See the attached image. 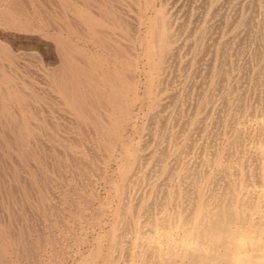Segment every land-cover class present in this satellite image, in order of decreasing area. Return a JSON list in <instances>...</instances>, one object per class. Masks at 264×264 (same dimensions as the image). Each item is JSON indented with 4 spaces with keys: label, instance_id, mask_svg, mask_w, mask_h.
I'll list each match as a JSON object with an SVG mask.
<instances>
[{
    "label": "bare ground",
    "instance_id": "6f19581e",
    "mask_svg": "<svg viewBox=\"0 0 264 264\" xmlns=\"http://www.w3.org/2000/svg\"><path fill=\"white\" fill-rule=\"evenodd\" d=\"M6 1L24 13L20 0ZM61 1L81 24L82 31L74 28L82 41L102 53L86 51L55 31L58 61L50 71L51 86L70 117L94 130L107 163L116 164L115 177L106 181L108 196L89 223L107 229L92 242L77 235L78 242L89 244L80 264H264V0H186L175 12L167 8L168 0H135V12L118 10L112 0ZM122 2L129 6L130 0ZM2 12L5 25L27 30L29 25ZM134 18L138 54L131 46ZM172 66L183 82L167 94L160 84L173 80ZM143 71L148 77L141 96L135 78ZM15 82L9 72H1V86L10 89L0 107L4 116L11 117L8 102H25ZM145 100L142 154L139 147H130L126 127L133 119L132 106ZM23 116L21 136L31 139L36 130ZM21 140L15 143L19 149ZM76 145L70 149L76 151ZM24 149L20 154L29 157ZM92 196L99 197L95 191ZM80 201L73 215L83 219L90 206Z\"/></svg>",
    "mask_w": 264,
    "mask_h": 264
},
{
    "label": "rangeland",
    "instance_id": "374dc122",
    "mask_svg": "<svg viewBox=\"0 0 264 264\" xmlns=\"http://www.w3.org/2000/svg\"><path fill=\"white\" fill-rule=\"evenodd\" d=\"M35 1H38V4L37 2L35 3ZM42 1L43 0H34V1L20 0V2H22L21 6L24 9L23 11L25 13V14L22 13V15H20L18 14V12H16L17 11L16 8H14L13 5L11 6V3L9 1L0 0V6H1L0 7V11H1L0 12V43L6 45L8 49L7 51V49L4 50L3 48L0 47L1 49L0 52L2 51L0 53L1 54L0 80H1L2 71L7 73L9 72L10 76L14 80H16L15 83L17 85V88H19V90H21L24 93V96H26L24 100L25 102L23 103L22 106L19 105L18 103H15L14 101L8 102L7 106H9L11 117L4 116L0 110V113L2 115V116L0 115V127L2 128V130H0V134L1 135L3 134L2 136H0V264H6V263L7 264L8 263L9 264H80V260L82 256H85L88 253L89 244H87L88 242L87 243L78 242L77 239L82 236L81 238L84 239L85 241L92 242L97 235L101 234L102 230L105 231L107 229L105 225H104L105 228L100 227L99 225H96L94 227L89 223L92 220L91 219L92 216H94L95 212L97 211L98 208L97 205L100 202V200L102 199L104 200V198L108 196V189L110 187V184L109 182L106 183V181H109L110 178L107 179L108 177H113V178L115 177L114 170L116 168V164L115 162L107 163L106 153L100 149L98 142L95 141L96 139L94 136L95 135L94 130L89 126L87 125L83 126L80 122L72 119L70 117V114L63 108V105L58 100V97L54 92L53 87L51 86L52 81L50 75L51 73L50 71L58 61V55L55 49L56 46L53 40V37H55L54 35L55 31H56V35L58 33V35H61L63 38H67L68 40L71 38L69 40L70 42L75 43L81 48L83 47V49L86 51H88L89 49L90 52H93V49L94 50L96 49L95 51L99 49H97L95 46L93 47V44H91L92 42H89L87 40L82 41L84 39L81 37L80 33L75 32L77 30L82 31L81 29L82 26H80L81 24L75 18L76 16L74 15L73 12L62 8L61 0H54V1L44 0L43 2L45 3H42ZM112 1H114L113 3L115 8L119 6L120 8L118 7L117 9L118 10L121 9V11H124L125 9L127 10L131 9V11L135 12L136 10L135 7L136 8L139 7V3L137 4L135 0H130V2L128 3L129 6H127L126 2L123 3L122 0L121 1L112 0ZM141 1L143 3L146 2V0L145 1L141 0ZM184 1L186 0H178V1L168 0L167 8L171 12H175L176 8L178 7L177 9H179V6H181V4L184 3ZM68 2L70 3L71 0L70 1L67 0V3ZM72 2L70 4L73 5L79 4L78 0H72ZM26 3L28 7H26ZM33 3L37 5L36 9ZM3 4H5V6ZM29 8L32 9L30 10ZM4 9L6 12H9L12 15L13 20L17 18V20L18 19L20 20L19 22L22 25L26 27L29 25L27 27V30L18 29L13 25L11 26V24L9 23L5 25L3 12H2ZM29 10L32 11L33 13L31 12L32 13L31 14ZM41 11H43V13ZM59 12L61 14H59ZM70 12L73 14H70ZM131 14H135V13H131ZM37 17L39 19H37ZM73 17L75 20L73 19ZM67 19L68 21L69 20L71 21L69 24L67 23ZM136 19L137 18L132 19L133 23H136L134 24L136 29L133 32L134 38L132 36L133 39L131 40L133 43L131 42L132 44L131 46L136 52V54H138L141 53L142 50L136 39L138 38V35L135 36L136 35L135 33H137L136 31H138L137 26L139 25L138 20ZM73 20L74 22H72ZM65 23H67L68 25H65ZM52 24L54 25L55 30L52 28L53 27ZM38 25L42 27H39ZM74 25L79 29L75 30ZM60 30H63L65 33L63 31L61 32ZM39 32L40 33L43 32V35L42 33L40 34ZM66 32L68 36L65 35ZM50 33L51 35H49ZM41 42L43 44H41ZM82 42H84L83 45ZM90 45L91 48L89 47ZM100 52L102 53V51ZM174 67L172 66L171 68L173 69L172 71L173 80L171 79L170 82L166 81L165 83L160 84L161 88H164V90L166 89L167 94L177 91L183 82L182 79L183 77L181 76L182 75L181 73H178L177 76H175V72L177 71H176V67L175 68ZM146 71H148L147 67H146ZM147 77L148 75L145 73V71H143L140 74L137 73V76L135 78L137 82L139 80L138 93L141 96H143V92L145 89V80ZM24 78L27 79L28 81L25 80ZM1 85L2 83L0 84V90H1L0 107L3 106L4 99L7 96V94L5 93H8L7 91L10 90L9 88H4V86ZM152 97H153V93L151 95V98ZM14 104L16 109L14 108ZM24 107H26L25 111H24L25 109ZM147 108L148 106L146 100L143 104L140 102H136L132 106L133 119L126 127V135H127L126 137H128V135L130 136L128 138L130 147L131 148L139 147L140 148L139 153L142 154L146 152L142 147L144 145L143 140L146 139L145 132H146V123H147V119H146ZM18 112L20 113L19 114L20 117L18 116ZM24 114L28 116L29 120H31L30 121L31 127L36 130L34 131L35 134L31 135L32 137L31 139L29 136L27 137V139L26 137L23 139L22 138L23 136H21L20 127L21 124H23ZM30 116L32 117L30 118ZM7 119L9 120L7 121ZM13 121L16 122L17 126L12 124L14 123ZM11 127H16V128H11ZM14 129L17 131H14ZM45 130L46 131L49 130L50 132L49 133L47 131V136ZM37 132L39 135L37 134ZM7 133H9V135ZM48 133L50 135L52 133L53 136L52 135L50 136ZM64 135L67 136L64 137ZM20 140L24 142V147L21 148L22 149L25 148L24 150L26 153H29L28 154L29 157L22 156L20 154L21 148L19 149L16 147L15 143H17V141L20 142ZM59 140L61 142H59ZM53 142L55 144H53ZM78 142L80 143V145L78 144ZM74 145L77 146V148H75L76 151H72L70 149V147ZM79 148L81 150L83 149V151L85 152L82 153ZM95 149H96V153L94 152ZM118 149L120 150L121 148L119 147ZM67 150L69 151V155H67L68 154ZM89 151L92 153H90ZM89 154L92 155L90 156ZM77 155L79 159L77 158ZM69 156L71 157V159L69 158ZM79 156L82 157L80 158ZM12 157L15 159H12ZM100 158L102 160H100ZM95 161H97V163H95ZM87 165L90 166L88 167ZM73 170L76 171L77 174ZM42 171H44V173ZM75 180L77 184L75 183ZM94 191L96 192L97 196L99 195V197L96 199H94V197L92 196V193ZM41 197L43 198V200L41 199ZM64 200L65 201L69 200L66 201L67 204L66 206H64L65 204ZM80 200L89 203L90 206V208L85 211V218L83 219L76 218L73 215L74 213L73 211H75L76 206L82 204V201ZM75 202L77 203V205H74L76 204ZM69 203H71V206ZM53 205L56 206L55 209L54 207H52ZM60 216L63 221L62 223L60 222L61 219H59ZM77 235H79L80 237ZM42 238H44V240ZM27 252H29V254ZM80 254L81 256L79 257Z\"/></svg>",
    "mask_w": 264,
    "mask_h": 264
}]
</instances>
